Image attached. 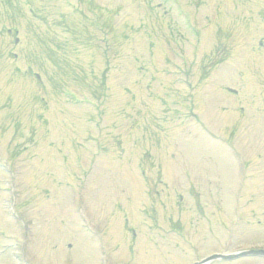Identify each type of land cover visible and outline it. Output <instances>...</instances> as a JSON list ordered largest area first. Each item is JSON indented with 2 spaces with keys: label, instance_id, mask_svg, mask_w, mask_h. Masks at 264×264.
<instances>
[{
  "label": "rangeland",
  "instance_id": "obj_1",
  "mask_svg": "<svg viewBox=\"0 0 264 264\" xmlns=\"http://www.w3.org/2000/svg\"><path fill=\"white\" fill-rule=\"evenodd\" d=\"M250 248H264V0H0V264Z\"/></svg>",
  "mask_w": 264,
  "mask_h": 264
},
{
  "label": "water",
  "instance_id": "obj_2",
  "mask_svg": "<svg viewBox=\"0 0 264 264\" xmlns=\"http://www.w3.org/2000/svg\"><path fill=\"white\" fill-rule=\"evenodd\" d=\"M252 252L261 253L260 251L252 250L250 252H240V253H234V254H229V255L214 254V255L208 257L206 260H203L202 262H197L195 264H204L205 262H207L208 260L213 259V258H234V257H237L239 255L248 254V253H252Z\"/></svg>",
  "mask_w": 264,
  "mask_h": 264
}]
</instances>
